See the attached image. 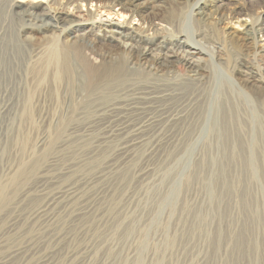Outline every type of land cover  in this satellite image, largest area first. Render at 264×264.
I'll return each instance as SVG.
<instances>
[{
  "label": "rangeland",
  "instance_id": "1",
  "mask_svg": "<svg viewBox=\"0 0 264 264\" xmlns=\"http://www.w3.org/2000/svg\"><path fill=\"white\" fill-rule=\"evenodd\" d=\"M15 1L21 6H39L50 0ZM196 3L201 8L202 14L189 19L188 14ZM79 5L83 19H88L85 13L87 9L91 11V15H94L97 9L94 3ZM160 7L156 15L154 13V18L151 14L146 17H143L145 14H137L129 19L125 13L120 14L119 7H113L110 11L98 8V11L101 20L112 23L129 22L134 27L146 26L150 19L161 23L162 26H169V14L176 13L179 16L178 21L170 25L172 28L170 33L176 35L183 32L189 40L202 42L201 45L206 50L201 63L205 69V76L201 81L198 96L194 95L192 99H185L188 91H184V96L181 97L189 103L193 98L196 99L191 104H193L194 112L202 118V125L199 123L200 127L195 128L192 124L190 125V119L185 120L181 126H175L169 131V133L175 132L176 137L167 150L166 158L164 153L160 152L158 155H153L149 164L141 158L133 165H126V169L121 166L116 171L109 166L117 162L113 156V149L120 143L123 136H119L122 131L118 130L122 124L109 123V116L119 114L120 110L128 105L129 98L118 96L108 99L100 95H97L99 96L97 98L92 96L87 100L94 101L88 105L86 111H79L74 116V120L68 122L69 125L63 126L62 130L59 119L70 110L69 95L64 88L49 81L51 80L49 76L41 79V76L31 73V69L37 68L45 58L47 39L44 35L30 29L26 32V36L32 40L24 41L21 31H18L20 24L25 23L33 27L34 22L24 20L18 22L7 13L5 16V11L0 12V110L5 105V113L0 114V181L8 180L21 160L29 162L30 159H39L46 152L36 176H30L27 180L20 179L23 182L19 180L20 183L17 186L19 192H17L19 194L20 188L26 186L25 196L21 193V200L13 201V204L0 213V260H4L7 254L18 246L27 245L31 248L33 245L34 257L15 258V264L19 262L32 264V260L44 256L48 251H51L50 256L53 260H60L63 264H80L81 260H86L82 264L94 262L95 264H134V258L136 260L139 254V243L143 241L140 230L144 228L146 229L144 242L147 246L142 255L144 264H154L157 256H162L165 264H253V260L264 264V199L261 195L260 182L256 178L249 180L247 170L241 161L252 139L255 142L258 141L256 134L258 127L256 128V125L250 122L248 128L243 126L238 130L231 128L229 133L234 136L227 133L224 141L208 135V127L213 121L211 107L216 101L219 103L226 101L227 107L232 93L237 94L242 102L239 114L244 111L251 118L249 109L252 107L253 111L255 108L261 115L264 114V81L261 83L259 80L260 76L264 78L262 52L264 50L262 37L264 0H163ZM2 23H4L3 26ZM50 33L47 32L45 35ZM192 36L194 39L191 38ZM90 51V56L113 57L116 63L124 65H137L143 62L138 61L140 56L136 50L126 53L114 46L99 42L91 43ZM169 71V77L176 83L184 82L187 70L183 64H174ZM248 80H253V83L254 80H259L260 88L251 87L252 83L250 84ZM219 94L221 95L217 98ZM247 98L249 104L246 102ZM112 109L115 110L114 113L111 112ZM260 126L261 142L264 145V120L260 122ZM58 128L62 130L58 143L52 153L50 151L47 153L49 150L47 147ZM163 133L161 131V134ZM236 139L241 152L234 149L231 153L232 142L235 143ZM41 140L44 146L40 145ZM258 144L260 143L255 144L254 151L260 157ZM185 146H190L189 157L175 167L173 159ZM209 157L216 161V166L211 173L208 169ZM47 163L51 165L48 177L54 178L53 180L58 181V184L48 185L47 192L40 194L43 195L40 197L37 196L40 191L38 187L40 171ZM146 165L155 168V172L149 176L147 182L149 185L144 182L141 184L138 175ZM173 167L176 169L174 170ZM165 169L178 174L180 193L174 212L173 210L171 212L168 206L155 211L156 199L167 189L164 184V175H162ZM64 170H72V176L64 178L62 174ZM221 170L226 178L227 188L220 186ZM102 171L108 173L107 177L100 182L104 187L101 193L103 198L92 215L83 217L79 219L80 221L67 216L63 223L55 219L50 224L51 229H39L40 221L35 220L33 214L47 202L50 196L69 187L72 183L77 184L74 187L83 186L87 180L95 179ZM258 172L255 174L258 175ZM199 173L202 174L201 177H195ZM188 174L191 175L192 180L185 187L182 183L184 176ZM209 174L216 183L215 192L219 196V200L213 205L209 204L204 188L203 176ZM130 196L132 198L128 200ZM114 199L117 204H112ZM185 202L188 210H184ZM109 206L111 208L108 209ZM195 209H200L202 213L209 215H207L208 225L206 223L205 226H200L201 228L196 227L197 229L191 234L192 226L196 225L192 217V211ZM13 218L17 219L15 226L10 224ZM120 219H122L121 222ZM132 220H136V224H132ZM152 220L154 222H151ZM118 222L122 223V227L115 233ZM60 225L63 227H59ZM128 225L129 227L135 225L133 226L135 232L125 235ZM163 226L166 228H164L166 233L163 231ZM165 234L173 239L175 237L174 244L167 249L163 247ZM218 237L220 238L219 247L218 241H215ZM253 241L259 243L257 251L252 249Z\"/></svg>",
  "mask_w": 264,
  "mask_h": 264
},
{
  "label": "bare ground",
  "instance_id": "2",
  "mask_svg": "<svg viewBox=\"0 0 264 264\" xmlns=\"http://www.w3.org/2000/svg\"><path fill=\"white\" fill-rule=\"evenodd\" d=\"M62 1L63 0H50L49 2H46L45 4L39 6H21L15 0H0V12L5 11V16L8 14L18 22L23 20L25 22H34L33 27L25 23L20 24V28L18 31H21V37L24 39V41L30 42L32 40L31 38L26 36V32H29L30 29L35 30L40 35H44L47 39L46 41L48 44L44 55L45 58L43 62H40L41 64L37 68L33 67L31 69V73L34 75L37 74V76H41V79L49 76V78L51 79L49 81H52L56 86L62 87V89L64 88V91L69 95V99H71L70 110L67 111V113L59 119L60 128L62 129V127H65L68 122L74 120V116L79 113V111H86L88 105L92 101H94L87 100L92 96H95L94 98H97L99 97L97 95H100V97H108V99L116 98L118 96L128 97V105L121 109L119 114H113L112 116H109V123L122 124L118 130L122 131L121 135L119 136L123 135L120 139V143L117 146H114L113 149V156L115 157L117 162L115 160L114 162L116 163L113 166L109 167L112 170L116 171L121 168V166L125 167L126 165L135 164L141 158H144L149 164L153 155H158L160 152H163L166 158L168 154L167 150L173 144V142L175 141L174 138L176 137L175 132L169 133L171 128L178 125L181 126V124L188 119L191 120V122H189L190 125L192 124L195 128L200 127V124L202 123V118L194 112L193 104H191L193 101H196V99L193 98L191 103H189V101H184L185 99L191 98L194 95L198 96L201 81L205 76V69L201 63L203 56L206 55V50L201 45L202 42L200 43L195 40H189L188 37L183 35V32L181 34L177 33L176 35H172L170 33L172 30L170 25L177 22L179 19V16L176 13L169 14V26H162L161 23L153 22L152 19H150L146 26L134 27L131 26L129 22L112 23L107 20H101V16L98 11V8H101V10L110 11L113 10V7H119L121 10L120 14L122 12L125 13L129 16V19L134 18L135 16H137V14H145V16L143 17L151 14L154 18V13L156 15V11L160 10V6H162L163 0H108L107 2H101L100 0ZM80 3H84L86 5H92L94 3L97 8L95 14L91 15V11L87 9L85 13L88 19H83L80 14L82 11L79 5ZM197 5L198 3H196L192 10L189 12V19H192L196 15L202 14L200 12L201 8ZM3 25L4 23H2V26ZM257 31H261V29H257ZM47 32L51 33L45 35V33ZM262 35V37L264 38V33ZM191 38L194 39L193 36ZM94 42L114 46L115 48L121 49L126 53H131L136 50V53L138 54V56H140L138 58V61L141 60L143 62L137 65H124L123 63H116L113 57L90 56L89 51L91 48V43ZM87 49L89 51H87ZM262 52L264 55V50ZM174 64H183L186 68L187 75L184 79V82L176 83L174 79L169 77V70ZM259 78L260 82L262 83L264 81V78H262L261 76ZM259 80H254V83L252 82L253 80L248 81L250 84L252 83L251 87L260 88V86L258 85ZM184 91H188V94L185 99H182L181 97L184 96ZM220 95L221 94H219L217 98H219ZM248 100L249 99L247 98V104H249ZM229 101L231 103L227 102V107L226 101L220 103L216 101V103L211 107L213 121L208 127V135H210L211 137H215L217 140L220 139L224 141L227 137V133L230 132L231 128L235 130L241 129L242 126L248 128L250 122L256 125V128L258 127V133H256L258 136V141L255 142L252 139L250 145L247 146L246 155L241 161L245 169L247 170L249 180L256 178L260 182L261 195L262 199H264V145L261 142L262 129L260 126V122H263L264 120V114L261 115L255 108L253 111V107L252 109H249L251 118L244 111L239 114V107L242 102H240L237 94L232 93ZM111 112L114 113L115 110L112 109ZM4 113L5 105L0 110V114ZM60 128H58L54 133L55 136L49 146H45V148L47 147L49 149L47 153L49 151L50 153L54 151L56 143H58L60 137V132L63 130L62 129L60 131ZM195 128L193 130H195ZM161 131H163L164 133L161 134ZM229 135L232 136L233 134L229 133ZM40 142V145L44 146L42 140ZM258 142L260 143L258 144L259 152H261L260 157H258L254 151L256 149L255 144ZM231 147L233 148L230 150L231 153L234 152V149H236V151L239 153L241 152L238 149L237 139L235 140V143L232 142ZM179 152L180 153H176L178 155H176L175 157L172 156L174 157L173 160L176 165L175 167L181 165L183 160L189 157L190 146H185L184 148L182 147ZM45 156L46 152H44L43 155L39 157V159H30L29 162L21 160L17 169L15 168L16 171L13 175L6 181H0V213L4 210V208L8 207L10 204H13V201H17L18 199L21 200V193H23V195L25 196V194L27 193L25 191V189L27 188L26 186L24 188L21 187L22 189L20 188L21 191L18 194L19 188L17 186L20 183L19 180H27L30 176H36L38 168H41ZM208 163L209 173H211L216 166V161L212 157H209ZM50 166L51 165L47 163L41 169L42 171H40V184L39 186L37 185L40 188V191L38 192L39 194H37V196L43 197V195L40 194L45 193V191L47 192L48 185L50 186V184H58V181L53 180L54 178L52 179L48 177ZM175 169L176 168H174V170ZM72 170H64L65 172L62 171L64 178L72 176ZM257 171H259L258 175L255 174V172ZM154 172V167H149L148 165H146L145 168L143 167V169H141L138 174L140 183L142 184L144 182L146 184L149 180V176ZM108 173L102 171L95 179L92 178L90 180H87V182L85 181L86 183H84L83 186L74 187L77 184L72 183L69 187L60 190L59 192H56L55 194L50 196L47 202L38 210H36L37 212L33 214L34 216L32 215L35 220L40 221L39 226L41 227L39 229L50 228L51 222H53L55 219L63 223L67 216L77 221L79 219H82L83 217L92 215L93 211L97 209V204L99 203L101 198H103V195H101V193L103 192L104 187L100 184V182L107 177ZM162 173V175H164V184L167 189L165 193H161L156 199L155 211H159L162 207L168 206L171 209V212L172 210L174 212V208L176 206V203L178 202L180 193L178 189V174H176L174 171H170V169H165V171H163ZM200 175L202 174L199 173L198 176H194L201 177ZM219 175L222 177L220 182L221 188H227L228 185L226 184V178L224 176L223 170H221V173ZM191 180V175L188 174L184 176L183 183L181 180L180 181L183 186L186 187L187 184H190L189 182ZM203 180L209 204L213 205L219 200V196L215 192L216 183L213 180L211 174L203 176ZM113 183H111V185ZM147 184L149 185V183ZM131 198L132 196L128 197L127 199L129 200ZM115 203L117 204L114 199L112 201V204ZM183 207L184 210H188L186 202L185 204H183ZM109 208L111 207L109 206L108 209ZM207 215L206 213H202L200 209H195L192 211V217L196 222V225L192 226L191 234L198 227H202V225L207 223L209 218V215ZM154 217L153 219L155 220ZM211 217L212 216H210V218ZM118 218H120V216ZM154 220H152L151 222H154ZM121 221L122 219H120V222ZM120 222H118L119 224L116 223L117 227L115 229V233L122 227V223ZM135 222L136 220H132V224ZM10 224L13 226L17 225V219L13 218L10 221ZM61 225L59 227H63ZM206 225H208V223ZM133 226L131 225L129 227L128 225V228L125 230L124 234L128 235L135 232ZM164 228L165 226H163V231ZM140 231L141 240L143 241H141L140 243L138 242L139 254L137 253L138 256L136 257V260L134 258V264H144L142 255L145 247H147L144 242V239L146 237V229L141 228ZM174 239L173 237L170 238L165 234L163 241L164 249H167L170 245L174 244ZM219 240V237L217 238V240H215L218 241V247L220 246ZM258 245V242L253 241L252 249L254 251H257ZM83 248L85 249V247ZM33 251V245L31 246V248L27 245L18 246L15 249H12L7 254L4 260H0V264H15V258H33ZM50 253L51 251H48L44 254V256H41L36 260H32V264H63L60 260H53V257L50 256L52 253ZM85 261L86 260H81L79 261V263L82 264L85 263ZM257 261L253 260V264H259L257 263ZM23 263H25V261ZM93 264H95V262ZM154 264H165L164 260H162V256H157Z\"/></svg>",
  "mask_w": 264,
  "mask_h": 264
}]
</instances>
